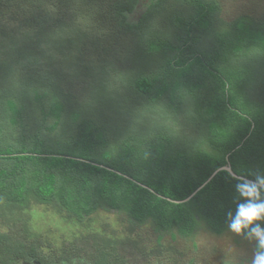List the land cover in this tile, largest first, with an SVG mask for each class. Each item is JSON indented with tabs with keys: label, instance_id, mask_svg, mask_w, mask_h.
<instances>
[{
	"label": "trees",
	"instance_id": "16d2710c",
	"mask_svg": "<svg viewBox=\"0 0 264 264\" xmlns=\"http://www.w3.org/2000/svg\"><path fill=\"white\" fill-rule=\"evenodd\" d=\"M23 1L34 4L33 0ZM164 1L150 0L138 23L133 24L129 16L138 0H112L109 22L95 23L97 27L92 30L81 21L69 22L34 5L21 24L0 35V199L6 206L23 209L36 201L56 208L73 223L89 224L99 212L123 215L131 225L130 231L150 224L162 237L168 234L173 239L190 240L195 247V237L200 234L217 238L233 230L238 205L264 202L263 187L257 185V197L245 196L241 186L248 181L227 170H219L197 190L228 164L239 176L259 183L264 180V98L256 97L255 92H243L231 74L223 79L214 64L202 73L207 80L219 79L214 104L208 102L209 108L198 114L208 126H195L194 130L186 127L180 134L177 129L153 126L140 133L131 128L119 131L113 126H100L94 118L71 114L67 99L78 96L79 83L73 77L58 79L52 75L54 61L70 71L71 52L63 47L67 34L73 37L76 33L72 41L81 51L80 60L101 64L103 70L110 71L108 75L113 74L112 55L120 64L125 49L108 45L101 30L134 34L154 6ZM193 1L197 8L194 12L189 9L193 13L188 14L185 26L187 40L209 14L206 4L211 2ZM194 13L201 16L199 20ZM256 18L241 14L219 27L226 26L222 31H230L229 51L239 50L252 58L251 52L256 50L264 60V18L254 26ZM232 26L237 38L231 33ZM232 42L237 43L236 48ZM190 61H183L170 74L158 69L157 63L134 71L131 78L126 77L124 89L148 99L185 90L198 102L190 81L192 73L187 71ZM186 74L188 84L184 85ZM162 83L166 89L158 88ZM215 113H220L226 124L216 125ZM69 118L77 126H65ZM195 191L188 201L176 202ZM257 226L264 233V214L237 233L255 238V253L264 255V246L254 231ZM98 230H89L60 248L51 244L49 250L18 230H0V264L31 259L60 264L61 258L69 261L81 254L83 264H125L115 240ZM193 263L191 259L188 264Z\"/></svg>",
	"mask_w": 264,
	"mask_h": 264
},
{
	"label": "rangeland",
	"instance_id": "374dc122",
	"mask_svg": "<svg viewBox=\"0 0 264 264\" xmlns=\"http://www.w3.org/2000/svg\"><path fill=\"white\" fill-rule=\"evenodd\" d=\"M33 2V6H39V10H47L50 14L53 12V16L59 15L69 22L81 21L84 27L91 30L97 27L93 24H106L110 20L107 13L112 0H33ZM149 3L150 0H138L129 16V22L138 23ZM33 6L23 0H0V35L9 33L21 24ZM206 6L209 14L198 23L199 28L195 29L189 40L185 26L188 14L197 8L193 0H175L171 3L165 0L154 6L153 12L145 22L135 28L134 34L103 28L101 31L108 45H116V48L121 46L125 49L121 54L125 58L120 64L112 55L110 63L115 64L113 65L115 70L110 75H108L110 71L103 70L101 64L94 66L86 58L80 60L81 51L79 52L78 46H75L76 42L72 41L77 38L76 33L73 32V37H68L70 34H67L68 41L63 47L71 52L70 71L67 73L60 67L59 61H54L52 75L58 79L73 77L71 79L79 83L78 96L74 95L67 99L71 105V114L76 112L82 119L94 118L100 122V126H113L119 131L131 128L140 133L153 126H161L166 130L177 129L175 131L179 134L187 128L194 130L195 126H208L198 114L201 110L205 112L209 108L208 102L214 104L213 97L217 94L214 88L219 79L207 80L202 75L208 72L213 64L219 68L223 79L227 74H231L236 79V84L239 82L243 92H255L256 97L263 99L262 54L252 50L251 58L241 54L239 50L229 51L227 32L230 31H222L226 26L222 28L219 26L223 25L222 22L227 24L235 20L241 14L256 16L257 23L253 21V24L258 25L261 22L259 19L264 18V0H211ZM195 15L199 20L201 16ZM155 27L157 29H154ZM233 29L232 26L231 33ZM237 37L238 35L234 34V38ZM130 41L132 43L127 47ZM185 44L187 48L181 49L180 47ZM232 44L236 48L237 43ZM101 47L105 48L103 43ZM188 58H191V61L188 63L187 71L188 74L192 73L190 81L193 84L194 96L199 98L198 102H195L194 98H189L185 90H180L173 96L167 91L164 96L148 99L144 95L132 94L124 89L126 77L131 78L134 71L146 70L157 63L156 66L162 69L163 73H175L178 65L183 64ZM188 74L183 78L184 85L188 84ZM159 87L166 89L164 83ZM224 124H226L224 118L220 113L216 114V125ZM65 126L77 125L69 118ZM97 214L89 224L73 223L65 220L56 208L36 201L22 209L10 208L0 199V230L6 232L18 230L29 238L39 240L43 248L49 250L51 244L58 248L63 244L66 246L76 237L98 227V231L115 240L119 256L131 264H161L162 260L171 259L173 261L166 264H188L191 259L193 264H255V259L259 255L254 249L256 239L244 238L234 230L217 238L200 234L195 237L194 243L197 245L194 247L190 240L173 239L168 234L162 237L150 224L130 231L131 225L125 220V216L102 212ZM18 264H21V261Z\"/></svg>",
	"mask_w": 264,
	"mask_h": 264
},
{
	"label": "clouds",
	"instance_id": "9594fccd",
	"mask_svg": "<svg viewBox=\"0 0 264 264\" xmlns=\"http://www.w3.org/2000/svg\"><path fill=\"white\" fill-rule=\"evenodd\" d=\"M261 183H264V180H262ZM241 187L243 195L245 196L257 197L259 195L258 186L255 183L248 182ZM262 214H264V202L255 203L252 201H246L244 204L237 206L236 218L231 224V228L236 232H240L247 224L260 219ZM254 231L260 238V245L264 246V233L260 231L259 226H257ZM255 264H264V255H257Z\"/></svg>",
	"mask_w": 264,
	"mask_h": 264
},
{
	"label": "water",
	"instance_id": "95a60500",
	"mask_svg": "<svg viewBox=\"0 0 264 264\" xmlns=\"http://www.w3.org/2000/svg\"><path fill=\"white\" fill-rule=\"evenodd\" d=\"M219 170H227V171H229L230 173H232L234 176H236V177H238V178H240V179H244V180H246V181H248V182L255 183V184H257L258 186H261V187L264 188V185L261 184V183H259V182H257V181H253V180H251V179H248V178H245V177H243V176H239V175H237V174L232 170L231 166L228 164V165H225V166L220 167L217 171H215V172L210 176V178H209L204 184H202V186H200L197 190L201 189V188H202V187H203L208 181H210V180L212 179V177H213V176H214ZM196 192H197V191L193 192L188 198H186V199H184V200H182V201H176V202H185V201H188V200H189L194 194H196Z\"/></svg>",
	"mask_w": 264,
	"mask_h": 264
},
{
	"label": "flooded vegetation",
	"instance_id": "af4514ba",
	"mask_svg": "<svg viewBox=\"0 0 264 264\" xmlns=\"http://www.w3.org/2000/svg\"><path fill=\"white\" fill-rule=\"evenodd\" d=\"M61 259L62 260H61L60 264H81V263L83 264V262H84V258H83L82 254L79 256L73 257L71 260H69L71 262H69L68 259H66V258H61ZM21 263L22 264H53L52 262H47V260L42 262L40 260L38 261L35 259H31L30 261H23ZM125 264H131V263L125 262Z\"/></svg>",
	"mask_w": 264,
	"mask_h": 264
}]
</instances>
